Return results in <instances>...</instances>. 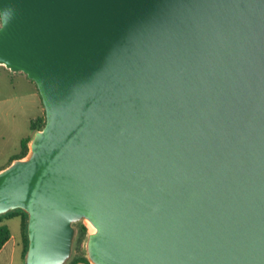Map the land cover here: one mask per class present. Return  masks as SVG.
<instances>
[{"label": "water", "instance_id": "obj_1", "mask_svg": "<svg viewBox=\"0 0 264 264\" xmlns=\"http://www.w3.org/2000/svg\"><path fill=\"white\" fill-rule=\"evenodd\" d=\"M0 66L45 112L0 168L24 264H264V0H0Z\"/></svg>", "mask_w": 264, "mask_h": 264}, {"label": "rangeland", "instance_id": "obj_2", "mask_svg": "<svg viewBox=\"0 0 264 264\" xmlns=\"http://www.w3.org/2000/svg\"><path fill=\"white\" fill-rule=\"evenodd\" d=\"M28 82L21 73L0 66V167L19 150L20 139L32 133L29 120L43 116V105L40 110L39 96L30 94L34 85ZM10 227L18 230V218L11 221ZM79 250L82 253L81 245Z\"/></svg>", "mask_w": 264, "mask_h": 264}, {"label": "trees", "instance_id": "obj_3", "mask_svg": "<svg viewBox=\"0 0 264 264\" xmlns=\"http://www.w3.org/2000/svg\"><path fill=\"white\" fill-rule=\"evenodd\" d=\"M30 80L34 83V85L36 87L35 82L32 79H30ZM36 89H37V87H36ZM37 91H38V89H37ZM38 94H39V92H38ZM39 96H40V94H39ZM40 99H41V97H40ZM41 103H42V100H41ZM44 123H45V112L43 110V116L39 114L36 117H32L29 120V128L33 132L34 130L43 127ZM29 137H30V135L22 137L20 139L19 150L17 151V153H15L9 159L8 163L13 158L21 157L27 152V149H28L27 143H28ZM4 214L5 215H7V214H18L21 217V229H22V234H23L22 236H23V242H24V245H23V256L25 258L27 245H28L27 234H26V213L23 210L17 208V209L8 211V212H6ZM74 226L77 228V235H76L74 246H73L74 253H73L72 257L70 258V260L66 264H76V263H79V262L85 263V264H90L88 262L87 258L79 250L80 242H81V240H82V238H83V236H84V234L86 232V228H85V226L83 225L82 222L75 223ZM9 236H10V231H9L8 227L6 225H1L0 226V248L7 241ZM76 251H79L80 253L79 252L77 253Z\"/></svg>", "mask_w": 264, "mask_h": 264}, {"label": "crops", "instance_id": "obj_4", "mask_svg": "<svg viewBox=\"0 0 264 264\" xmlns=\"http://www.w3.org/2000/svg\"><path fill=\"white\" fill-rule=\"evenodd\" d=\"M16 73H21L26 78V80L29 81L28 83H30V84L33 83L23 72H16ZM33 85H34V83H33ZM32 87H33V91L30 94H36L37 96H39L35 85ZM39 99H40V96H39ZM40 101H41V99H40ZM39 105H40V110H41V102ZM9 159L7 160V163L9 161ZM7 163L5 165H3L2 167L6 166ZM2 167H0V168H2ZM16 218H18V220H19V227H18V230H12L10 227V223H11V221H13ZM1 225H6L8 227V229L10 231V236L7 239V241L0 248V264H24V256H23L24 242H23V236H22L23 234H22V229H21V217H20V215H18V214H7V215L1 214L0 215V226ZM76 264H85V263L79 262Z\"/></svg>", "mask_w": 264, "mask_h": 264}]
</instances>
